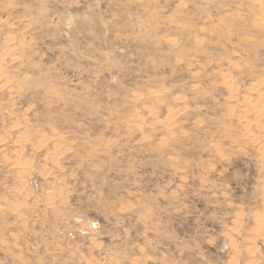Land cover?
<instances>
[{
	"label": "rangeland",
	"instance_id": "obj_1",
	"mask_svg": "<svg viewBox=\"0 0 264 264\" xmlns=\"http://www.w3.org/2000/svg\"><path fill=\"white\" fill-rule=\"evenodd\" d=\"M263 97L264 0H0V264H264Z\"/></svg>",
	"mask_w": 264,
	"mask_h": 264
},
{
	"label": "bare ground",
	"instance_id": "obj_2",
	"mask_svg": "<svg viewBox=\"0 0 264 264\" xmlns=\"http://www.w3.org/2000/svg\"><path fill=\"white\" fill-rule=\"evenodd\" d=\"M264 98V97H263ZM264 100V99H263ZM260 109V108H259ZM258 110V109H257ZM263 109H260L257 111V113L259 114ZM255 112H256V109H255Z\"/></svg>",
	"mask_w": 264,
	"mask_h": 264
}]
</instances>
